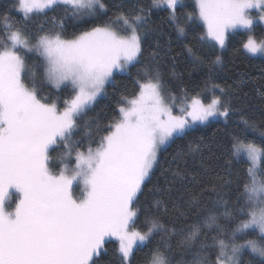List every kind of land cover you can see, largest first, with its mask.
Here are the masks:
<instances>
[{"label": "snow or ice", "instance_id": "6c2138e0", "mask_svg": "<svg viewBox=\"0 0 264 264\" xmlns=\"http://www.w3.org/2000/svg\"><path fill=\"white\" fill-rule=\"evenodd\" d=\"M188 7L186 0H14L12 8L24 26L7 25L0 33V264H97L110 238L118 241L120 264H134L139 246H147L157 233L178 237L177 246L193 255L191 264H242L245 249L264 264V140L248 135L264 137V130L243 116V127L226 130V155L212 153L209 144L189 145L193 154L209 149V158L201 160L204 177L192 176L197 190L178 189L180 203L173 200L171 210L177 220L187 213L202 215V226L168 228L145 207L146 230L134 227L161 149L210 120L227 123L247 106V94L213 84L219 95L205 102L197 94L174 114L165 103L160 53L153 50L155 67L138 73V93L121 98L118 116L109 123L97 120L93 129L85 121L82 139L73 142L78 121L105 94L114 73L141 62L145 39L156 31L154 10L167 13L180 36L199 21L203 30L197 39L220 50L231 33L245 30L242 48L264 56V36L252 34L257 19L264 23V0H194L193 10L185 11ZM49 12L64 13L51 17L52 28L45 27ZM69 13L91 26L66 38ZM37 17L43 20L35 33L29 32L27 23ZM185 48L204 63L191 45ZM29 54L36 57L31 63ZM220 63L217 55L212 64ZM45 85L70 94L54 101L43 94ZM234 99L240 106H233ZM82 141L85 150H80ZM234 164L242 166V174H233ZM174 175L191 174L177 170ZM184 193L190 194L186 201ZM162 204L155 201L157 211ZM164 211H169L166 205ZM229 222L234 226L229 228ZM169 250L170 244L165 250L156 247L147 264H172Z\"/></svg>", "mask_w": 264, "mask_h": 264}, {"label": "trees", "instance_id": "16d2710c", "mask_svg": "<svg viewBox=\"0 0 264 264\" xmlns=\"http://www.w3.org/2000/svg\"><path fill=\"white\" fill-rule=\"evenodd\" d=\"M113 0H109L112 3ZM143 3H148L149 0H142ZM14 0H0V33H3L7 25L23 27L24 21L20 18L12 5ZM189 7L185 11H192L194 4L187 2ZM4 14H7L8 19H5ZM56 15L58 18L63 17V12L48 13V20L45 22L46 28H52L53 24L51 17ZM108 16H113L110 11ZM167 13L154 10L151 22L156 29L150 36L145 39L144 53L141 62L132 65L127 73L114 76V82L107 87L106 95L98 100L93 107L87 110L84 117L78 123L81 128L73 137V142L82 139L83 126L85 121H91L93 129L95 122L98 120L102 125L109 123L118 116V106L121 104V98L127 96L131 98L133 94L138 93L136 80L139 76H143L145 69L155 67L151 52L157 50L160 53V71L166 82L165 97L170 99L187 98L192 99L193 96L199 94V97H205L206 101L214 95H219V89L213 88V84H220L223 87L232 86L236 95L244 96L247 94V106L243 107V111L232 114L231 119L225 123L223 118L214 119L207 124L198 125L194 130L190 131L188 136L180 137L170 142L161 151L158 157V164L153 170V177L150 183L147 184L145 192L140 196V203L137 205L141 211L139 219L136 220L135 228L145 229L146 214L145 207H151L152 212L160 219L166 227H183L185 230L191 225L200 224L202 226L203 216H198L196 213H187L184 217L177 220L172 212V202L176 200L179 204L178 189L183 192L187 186L193 190L198 189V185L192 180V176L200 174L197 179L204 177V169L201 165V160H207L210 152L208 148L203 150L202 155L189 152L190 144H209L211 152L219 155L222 151L227 154V146L229 137L227 131H231L234 126L239 125L240 118L243 116L246 119L255 120L258 122L260 130H264V59L250 56L246 50L242 48V42L247 39L245 33L231 34L227 47L222 54L212 47L209 43L203 45L197 39L202 33L203 27L196 22L194 28H189L186 36H180L166 20ZM107 18V17H105ZM21 19V20H20ZM37 17L35 22L29 21L27 29L29 32L35 33L37 24L41 21ZM113 19L115 17L113 16ZM81 22V21H79ZM91 24L78 23L77 19L69 13L64 19L65 37L72 38L74 33L90 27ZM263 27L257 26L254 30V36L257 38L263 36ZM159 45V48H157ZM185 45H191L194 51L203 58L204 63H200L190 55ZM219 55L222 63L212 64L215 57ZM36 59L33 55H29L28 61L31 63ZM209 67L212 71H209ZM186 89V91H183ZM44 95L51 97L52 100L59 102L60 98L68 96L70 93L67 90L57 91L51 85H45ZM180 99V98H179ZM233 106H240L238 100H233ZM249 138H255L257 141L264 140L260 137L259 132L249 131ZM86 143L82 141L80 150H85ZM59 152H53V156H57ZM74 155V152H73ZM215 165L216 162L213 160ZM223 164V160L220 161ZM177 170H186L189 175L186 178L176 177L174 173ZM240 172L242 174V166L240 164L233 165V174ZM148 189H153L149 192ZM159 189V191H156ZM170 190V191H169ZM189 193H184L182 199L188 200ZM13 199L15 196L13 195ZM156 200H162L163 204L159 206V211L155 206ZM167 206L169 211H164V206ZM229 228L233 227L232 223H228ZM208 232V229H203ZM215 235V231L209 232L208 242L211 243V236ZM163 237V239H162ZM178 237L169 238L164 233H157L152 238L147 246H139L134 257V264H147L149 253L156 247L165 250V245L170 244L171 250L167 251V256L172 264H191L193 255L190 251H185L182 247L177 246ZM106 251L98 258L97 264H120L118 255V242L109 239L106 243ZM194 251V250H193ZM214 258V257H213ZM260 258L250 250L245 249L242 254V264H258Z\"/></svg>", "mask_w": 264, "mask_h": 264}, {"label": "rangeland", "instance_id": "374dc122", "mask_svg": "<svg viewBox=\"0 0 264 264\" xmlns=\"http://www.w3.org/2000/svg\"><path fill=\"white\" fill-rule=\"evenodd\" d=\"M187 2H191V3H193L194 4V0H186V3ZM19 14V13H18ZM253 16H255V17H258V15H259V13L257 12V10H252V13H251ZM20 15V14H19ZM21 18V17H20ZM39 19L38 20H40V21H42L43 20V17H38ZM21 20V19H20ZM35 20L36 19H33V20H31V22H35ZM77 21H78V23H81V22H79V20L77 19ZM200 23V22H199ZM201 24V23H200ZM201 26H202V24H201ZM257 26H261V27H263V29H264V23H261L260 21H259V19H257L256 20V22H255V28L257 27ZM203 27V26H202ZM255 30V29H254ZM236 33H245L246 35H248V33L245 31V30H241V29H238V30H236L235 32H233V33H231V34H236ZM230 34V35H231ZM253 35H254V32L252 33ZM230 35H229V37H230ZM263 36H264V31H263ZM209 44H211V42H208ZM216 49L219 51V53L220 54H222L223 53V51L225 50V49H223V50H220L218 47H216ZM29 55H33L34 56V54H29ZM250 55V54H249ZM251 56V55H250ZM35 57V56H34ZM252 57H255V58H263L264 59V56H260V55H257V56H252ZM36 58V57H35ZM30 63V62H29ZM132 65H129L128 66V68H127V70L126 71H124V72H115L114 73V76L115 75H118V74H125V73H127L128 72V70L130 69V67H131ZM112 83V82H111ZM111 83H108V84H106L105 85V94L104 95H102V96H100V97H98L97 98V101L98 100H100L101 98H103L105 95H106V93H107V87L111 84ZM205 97L206 96H204L203 98L202 97H200V98H202V99H204L205 100V102H209L210 101V99L212 98V96L206 101V99H205ZM180 98V99H179ZM179 98H177V99H174L173 97H170V99H167L166 97H165V103H166V105L167 106H169V107H172V109H173V112H174V114H179V109L180 108H182V107H186L190 102H191V100H189V99H187V98H184V99H181V98H183V97H179ZM96 101V102H97ZM95 102V103H96ZM94 103V104H95ZM93 104V105H94ZM93 105L91 106V107H93ZM90 107V108H91ZM89 108V109H90ZM220 119V118H219ZM211 121V120H210ZM166 146V145H165ZM165 146L161 149V151L165 148ZM161 151H160V153H161ZM160 153L158 154V157H159V155H160ZM75 195H77V196H79V190H76L75 191V193H74ZM110 239H113V240H115V241H117L115 238H110ZM118 242V241H117ZM141 246H143V245H140V247Z\"/></svg>", "mask_w": 264, "mask_h": 264}]
</instances>
